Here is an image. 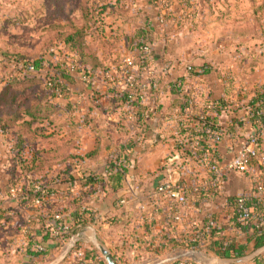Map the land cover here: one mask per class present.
Wrapping results in <instances>:
<instances>
[{
  "label": "crops",
  "instance_id": "crops-1",
  "mask_svg": "<svg viewBox=\"0 0 264 264\" xmlns=\"http://www.w3.org/2000/svg\"><path fill=\"white\" fill-rule=\"evenodd\" d=\"M237 60L170 63L169 71L160 81L158 96L144 105L148 108L155 105L156 110L147 123L145 140L139 141L137 152L132 154L131 168L123 153L131 135L118 123L117 97L109 91L101 93L99 98H107L110 106L91 112L97 135L94 147L87 150L100 149L99 157L88 161L93 166L96 185L80 188L52 184L48 187L55 195L40 206L14 203L3 197L0 264H51L65 252L60 264H103L94 243L108 250L117 264L141 259L146 254L161 260L160 264L178 260L182 263L188 255L197 253L211 258L210 261L216 260L222 258L224 251L237 248L246 249L244 256L250 254L248 241L255 229L252 224L240 226L235 222L230 202L237 197L252 199L258 185L264 189V63ZM187 65L194 67V73H186ZM177 79L182 80L184 94L193 97L196 116L205 112L203 105L208 103L221 108L208 114V119L222 133L213 149L220 168L225 167L241 139L248 135L259 136V150L248 173L224 172L218 190L209 194L187 191V204L175 209L157 193L160 185L184 182L195 187L211 178L202 154H192L188 148L185 128L191 125V117L185 115L184 95L169 87ZM121 163L129 172L118 170L120 174L116 177L114 165ZM115 178H119L118 182ZM81 190L95 192L80 209L88 219L83 227L73 223L74 213L63 210L64 197ZM55 215L66 227L63 236L56 237L51 229ZM175 215L180 217L177 225L172 222ZM209 218L215 219L217 229L221 230L217 238L209 240V234L198 249L185 248L183 241ZM37 247H43L44 253H38ZM78 252L85 255L82 263L76 258ZM174 252H181L182 256L170 257Z\"/></svg>",
  "mask_w": 264,
  "mask_h": 264
},
{
  "label": "rangeland",
  "instance_id": "rangeland-1",
  "mask_svg": "<svg viewBox=\"0 0 264 264\" xmlns=\"http://www.w3.org/2000/svg\"><path fill=\"white\" fill-rule=\"evenodd\" d=\"M68 37L75 41L68 44ZM141 42L151 44L150 63L157 66L264 63V0H0V193L29 182L62 185L57 173L79 179L93 173L84 156L97 135L91 112L110 106L99 98L107 91L100 73L135 55ZM37 61L41 74L33 76L27 66ZM51 77L59 79V97L47 87ZM44 110L52 111L47 118ZM70 126L78 128L73 154L79 157L62 164L49 150L70 137ZM210 259L185 258L191 264ZM160 262L146 254L120 264Z\"/></svg>",
  "mask_w": 264,
  "mask_h": 264
},
{
  "label": "built area",
  "instance_id": "built-area-1",
  "mask_svg": "<svg viewBox=\"0 0 264 264\" xmlns=\"http://www.w3.org/2000/svg\"><path fill=\"white\" fill-rule=\"evenodd\" d=\"M150 53L151 47L149 44L141 45L132 57L123 58L119 63L110 65L104 77L107 91L112 92L116 97L122 98V108L120 109L118 123L127 128L134 139L139 137V134L144 129L143 125L135 127L132 124L138 118L135 119L138 105H145L149 99L155 98L154 95L159 90L160 81L167 74L171 66L170 63H160L158 66L150 63ZM31 70V68H28V71ZM185 71L187 74H192L194 73V67L187 65ZM81 79L87 86L97 89V82L94 78L92 79V77L82 74ZM175 82L174 80L172 83L175 84ZM175 86V91L178 89L179 93L184 95L182 100L185 115L191 117L189 121L191 125L185 128L188 148L192 154H202L203 161L207 164L211 175L208 181L202 182L195 187H189L182 182L175 184L164 183L156 189L159 195L165 197L173 204V208L177 209L187 204L185 196L187 191L191 190L195 194H209L212 190H218L224 172L248 173L252 162L258 157L259 136L251 134L241 139L235 154L224 168H220L218 160L213 154V149L222 139V133L208 119L210 112L218 109L221 110L220 106L209 103L203 105L205 112L196 116L194 113L195 102L193 97L184 94L183 84H175ZM61 94L60 88H56V95L59 97ZM149 110L151 113H155L152 105L149 107ZM144 118H146L147 123L151 121V116L149 118L144 116ZM141 140L142 137L139 141ZM32 191L35 194L32 204L35 206L41 205L46 199L54 196V192L49 187L36 185L32 187ZM3 197L14 203L28 202L30 198L29 194H24L23 189L18 185L9 186L6 196L0 194V207ZM230 207L233 218L238 225L245 226L252 224L255 230H264V189L261 185L256 186L255 195L252 199L237 197L230 202ZM172 222L174 225H177L180 222V217L178 215L173 216ZM216 227V220L209 218L202 226L197 227L191 237L185 239L183 243L185 245L189 243L201 244L206 236ZM51 229L56 237L63 236L67 232L61 218L57 215L51 219ZM37 252L44 253L43 247H37ZM76 258L79 259L80 263L85 261L83 253H76ZM92 264L100 263L94 262ZM179 264L191 263L184 261Z\"/></svg>",
  "mask_w": 264,
  "mask_h": 264
},
{
  "label": "trees",
  "instance_id": "trees-1",
  "mask_svg": "<svg viewBox=\"0 0 264 264\" xmlns=\"http://www.w3.org/2000/svg\"><path fill=\"white\" fill-rule=\"evenodd\" d=\"M119 1L120 0H118V2ZM116 2H117V0H116ZM67 40H68V44H70V43L75 41V38L74 37H68ZM143 44H149L150 47H151L150 43L141 42V43L138 44L137 49ZM137 49H136V51H137ZM153 56H155V52H154V49L151 47L150 58H152ZM116 63H119V61L116 62ZM41 67H42V64L39 61L34 62L32 65H28L27 66V68H31L32 69L29 72L33 76H38V74H41V72H40ZM108 68L109 67H107V69H105L103 72L100 73L102 75L103 82L105 81L104 77H105V74L108 71ZM175 81H176L175 82L176 85L177 84L182 85V80L181 79H177ZM175 84L171 82L169 84V87L171 86L172 87L171 89L175 90V88H176V86L174 87ZM47 87L52 92V94L55 96L56 95V88L60 87L59 79L51 77L47 81ZM176 91L179 93L178 89ZM158 93H159V90L155 93V95H154L155 98L158 96ZM262 97L264 98V93L262 94ZM2 102H3V95H0V105L2 104ZM117 104H118V108L121 109L122 108V98L117 97ZM153 108H154V110H156L155 105H153ZM137 109H138V112L135 114V119L137 117L138 118L132 124L135 127L137 125H143L144 126V129L142 130V133L139 134V137L140 138L142 137V139L145 140L146 132L148 130H147V121H146V118H144V116H147L149 118V116H151L152 113L150 112L149 108L145 107L144 105H140L139 104ZM50 112H52V111H50ZM50 112H47L46 110H44V117L47 118L51 114ZM140 115H142V116H140ZM62 127H63V125H60L57 128L58 129H62ZM77 130H78L77 126H70V129H69L70 137L67 140H64L63 143H61L59 145L57 144L56 146H54L53 150H49V154L53 155V159H60V163L63 164V163H66V161H68V160L72 162V161H74L75 159H77L79 157V154H76V153L73 154V152L76 151L77 148H78L77 147V144H78L77 143L78 142ZM139 137H136L135 139L131 137L130 140H129V143H128V148H126L123 151V153L126 156V159H127L128 163H129L128 164L129 168H131V166H132V163L130 162L132 154L137 152V150H138L136 148V146L139 143V140H140ZM67 149H70L71 154H67ZM99 150H100L99 147H95L94 150L86 153L84 156H85V158L88 159V161L96 160L99 157ZM40 162L43 164V163H46L47 160L42 157V160ZM114 166L117 167V175H116V177L119 176V174H120L119 171H122V172H125V173L129 172V170H128L129 168L126 169L125 166H122V163L120 165H118V166H117V164H115ZM29 173H34V170L30 169ZM93 175L94 174L91 173L86 178H80L79 179V178L74 177V175H72L71 173H70V175L68 173H64V174L63 173H57L56 176H55V180L56 181H61L62 185L66 184L68 186L69 184H71V185H75L76 187H80V188H84L85 186L89 185L90 188H91V187L95 186L96 184H94V183L97 182L96 176H93ZM112 177H115V176H112ZM118 179L119 178H115V181L118 182ZM42 180L44 181V184H45V182H46L45 175L42 178ZM75 182H79V185L77 184L78 185L77 186L75 184ZM27 184H28L27 186L18 185L19 187H21L23 189V193L24 194L28 193L29 197H30L28 202H20V204H26V205L27 204H32V199L35 198V194L32 191V187H34L36 185L47 187L46 185H43V184L38 183V182H36V183L35 182L34 183L33 182H29ZM73 193H75V192H73ZM73 193H69L70 194L69 196L64 197L63 204L65 205V207H64L63 210L64 211H70L71 213H74L75 215H74V217H72L73 223L75 225L83 227V226H85V224L88 221V219L86 218V216H84L83 213H81L80 209L85 203H87V201L93 196V194L95 192H89V191H86V190H81V191H78L75 194H73ZM0 194L6 196V192L0 193ZM54 195H55V193H54ZM220 231L221 230L217 229V227L215 229H213L212 232L210 233V236H208L209 240L217 238V236H218ZM248 242L251 243L250 252H253V251L263 247L264 246V230H262V231L255 230L253 236L249 239ZM198 246H199V244L197 245V244L189 243V244L185 245V248H188L190 250H196V249L199 248ZM245 250L246 249H244V248H237V249H233V250H227V251H224L223 253H221L222 254L221 257L222 258L242 257V256H244ZM172 264H179V260L175 261ZM250 264H264V255L256 258Z\"/></svg>",
  "mask_w": 264,
  "mask_h": 264
},
{
  "label": "water",
  "instance_id": "water-1",
  "mask_svg": "<svg viewBox=\"0 0 264 264\" xmlns=\"http://www.w3.org/2000/svg\"><path fill=\"white\" fill-rule=\"evenodd\" d=\"M93 246L99 252L105 264H117L111 256L110 252L106 250L102 245L94 243ZM65 255L66 252L63 253L58 259H56L51 264H60L64 260ZM262 255H264V246L243 257L220 258L216 260H211L208 264H250L253 260Z\"/></svg>",
  "mask_w": 264,
  "mask_h": 264
}]
</instances>
